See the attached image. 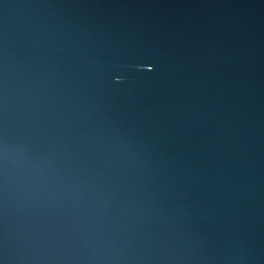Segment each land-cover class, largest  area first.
<instances>
[{"label":"water","instance_id":"1","mask_svg":"<svg viewBox=\"0 0 264 264\" xmlns=\"http://www.w3.org/2000/svg\"><path fill=\"white\" fill-rule=\"evenodd\" d=\"M0 264H264V0H0Z\"/></svg>","mask_w":264,"mask_h":264}]
</instances>
